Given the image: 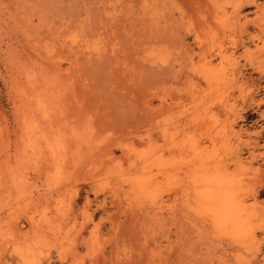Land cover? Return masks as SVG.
Returning a JSON list of instances; mask_svg holds the SVG:
<instances>
[{
  "label": "rangeland",
  "instance_id": "374dc122",
  "mask_svg": "<svg viewBox=\"0 0 264 264\" xmlns=\"http://www.w3.org/2000/svg\"><path fill=\"white\" fill-rule=\"evenodd\" d=\"M0 264H264V0H0Z\"/></svg>",
  "mask_w": 264,
  "mask_h": 264
},
{
  "label": "bare ground",
  "instance_id": "6f19581e",
  "mask_svg": "<svg viewBox=\"0 0 264 264\" xmlns=\"http://www.w3.org/2000/svg\"><path fill=\"white\" fill-rule=\"evenodd\" d=\"M221 51H219V56L223 54ZM204 170L206 171L203 172L202 176L195 180V188L201 202L209 207L210 219L218 228L230 232L234 237L248 236L246 231L248 202L237 197L238 195L232 194L231 190L228 189L225 173L222 174L218 171L212 173V169L208 168Z\"/></svg>",
  "mask_w": 264,
  "mask_h": 264
}]
</instances>
